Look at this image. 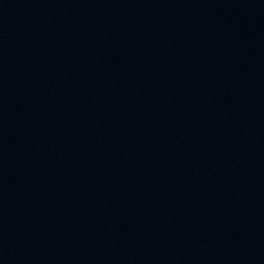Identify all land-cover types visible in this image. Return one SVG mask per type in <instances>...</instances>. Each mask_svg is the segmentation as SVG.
<instances>
[{
  "label": "water",
  "instance_id": "water-1",
  "mask_svg": "<svg viewBox=\"0 0 264 264\" xmlns=\"http://www.w3.org/2000/svg\"><path fill=\"white\" fill-rule=\"evenodd\" d=\"M0 264H264V114L52 191L0 222Z\"/></svg>",
  "mask_w": 264,
  "mask_h": 264
}]
</instances>
